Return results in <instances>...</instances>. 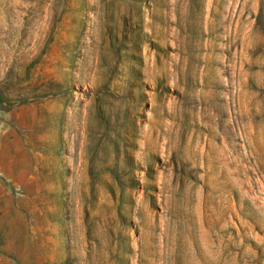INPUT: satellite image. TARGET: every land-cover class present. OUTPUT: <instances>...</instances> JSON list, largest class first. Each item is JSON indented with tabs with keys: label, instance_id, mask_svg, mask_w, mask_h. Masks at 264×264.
Here are the masks:
<instances>
[{
	"label": "rangeland",
	"instance_id": "rangeland-1",
	"mask_svg": "<svg viewBox=\"0 0 264 264\" xmlns=\"http://www.w3.org/2000/svg\"><path fill=\"white\" fill-rule=\"evenodd\" d=\"M0 264H264V0H0Z\"/></svg>",
	"mask_w": 264,
	"mask_h": 264
}]
</instances>
